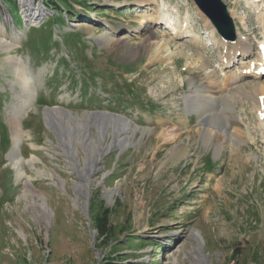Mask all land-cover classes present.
<instances>
[{
    "label": "rangeland",
    "instance_id": "obj_1",
    "mask_svg": "<svg viewBox=\"0 0 264 264\" xmlns=\"http://www.w3.org/2000/svg\"><path fill=\"white\" fill-rule=\"evenodd\" d=\"M16 1L19 7L0 0V264H194L200 244L206 264H264V117L251 92L264 84V67L250 68L261 58L264 0H223L244 18L241 27L230 13L233 42L193 0H60L73 5L61 8L62 18L42 9V0ZM163 10L187 32L160 23ZM145 28L155 34L147 43ZM17 57L37 83L20 119L21 177L8 159L10 114L24 99ZM192 82L198 94L210 87L203 94L229 99L235 141L221 135L223 123L198 125L199 114L187 113ZM54 107L81 117L120 114L152 132L138 131L133 146L105 153L89 195L80 196L83 181L47 121ZM113 131L110 125L106 143ZM77 154L84 166L87 150L79 142ZM103 212L109 231L101 237L96 221Z\"/></svg>",
    "mask_w": 264,
    "mask_h": 264
},
{
    "label": "bare ground",
    "instance_id": "obj_2",
    "mask_svg": "<svg viewBox=\"0 0 264 264\" xmlns=\"http://www.w3.org/2000/svg\"><path fill=\"white\" fill-rule=\"evenodd\" d=\"M25 1H27V0H25ZM257 1H259V0H257ZM260 1H262V0H260ZM27 3H29V1H27ZM26 6L29 7L30 5L26 4ZM258 7L259 6H257V8ZM231 12H232V15L235 19H239L241 27H242V25L244 26L245 25L243 22L244 18L238 15L237 10H232ZM258 16H259L260 22L262 23V26L264 27V5L259 9ZM157 19L159 20L160 23L166 24L167 26H170L171 28H173V31L176 30L180 34L181 33L184 34L185 32H187L186 31L187 26L185 24H183L185 26L184 29H183V25H181V27L179 29L175 28L176 26L173 23L174 22L173 15L171 13L165 11V10L159 12ZM141 21H143V20H141ZM74 25L78 26L79 24H74ZM237 27H238V32H240L241 31L240 26L237 25ZM143 34L144 35H143L142 39L145 40V42L146 41L150 42L153 39V37L155 36V34L153 32L149 31L146 28H145ZM14 36H16V35H14ZM100 38L103 39L105 37L102 35V36H100ZM234 45H235V43H234ZM5 46L8 49L11 48V46H9L7 43H5ZM228 46H229V44H228ZM262 46H264V43L260 45L261 58L258 59V62H257L258 64L256 63L257 65H253V67L255 69H258V71L263 69V67H264V54L262 53ZM231 47H233V45ZM229 49H232V48H229ZM14 64H15V68H16L17 78L22 83V90L24 93L23 94L24 99L22 101H20V103H19L21 111L20 112L17 111L13 114H10L12 133H13V147L8 154V159L10 161H12L13 166L16 169L17 177H21V176H23V174H25V169L23 167V161H22L20 154H19L20 143H21L22 136H23L20 119L30 109V107L34 103V98H35L36 93H37V83L35 81V76L30 74V72L28 70V64L23 60L22 57H17V59L14 61ZM234 78L235 79H238V78L241 79L242 77L236 75ZM212 80H214V78ZM216 83H219V82H216ZM227 83H229V82H227ZM203 85H204V83H203ZM192 87H193V91L191 92L192 95L188 93V95L185 96L187 113H190L193 111V112H197L199 114L198 125H204L206 122H210L213 125L216 123L217 124L223 123L224 129H222L220 131L221 135L222 134H223V136L229 135L230 139L232 141H235L236 137L233 133V130H230V128H229V124H231L230 123L231 117H230V114L226 113V110L230 106L229 99L227 97H225V95H222V94H217V96H212L209 94L208 95L203 94V92L208 93L209 91H211L210 87H209V90L202 91L201 94H198L197 93L198 85L195 82H192ZM212 87H213V85H212ZM215 87H216V85H215ZM223 88H226V87L223 86ZM227 88H228V86H227ZM211 89H213V88H211ZM236 92H238V91H236ZM236 92H235V94H236ZM251 92H252V94L254 93L255 96L259 97L260 102H259V104H257V106H255V108H258V105H259V112H260L259 116H260V118H263L264 117V84H261L257 88H253ZM230 96H231V94H230ZM252 97H254V96H252ZM218 104H221L222 107L219 108ZM46 117H47L48 124L52 125L58 131V134L60 136V140L63 144L64 149H65V152H66L68 158L70 160H72V161H70L71 164L73 165V167L75 168V170L79 174V177L83 181L82 183L77 184V186H76V190L80 196H88L89 195L88 188L90 186L89 184H90L91 175L96 171L97 163L103 157V155H105V153H107L111 149L114 150L115 148H118V147L121 148V150L123 151L129 146H133L135 144V141H134L135 133L138 131H142L143 134L152 132V130L150 128L140 127L137 124H135L132 120L124 117L123 115L112 114L109 112L87 113V114H85L84 117H81L80 115H78V116L75 115L70 110L63 109L61 107H54V108H49L46 110ZM71 121L74 122V124H72ZM110 125L114 127V131H113L114 140L109 144V143H106V141H105V134L108 132V127ZM93 126L97 127L96 128V131H97L96 135H93V133H92V127ZM129 131H132V135L129 134L126 137L121 138V133H127ZM204 131H205L204 136H206L207 137L206 140H208V136H207L208 130L205 129ZM209 132H211V131L209 130ZM237 134H238V132H237ZM229 137H228V139H229ZM212 138H213V135H212ZM223 139L225 140V138H223ZM78 142L80 144H82L85 147V149L87 150V158L85 159V165L84 166L80 163L79 158H78V156H79L77 154V143ZM180 149H182V148H180ZM30 162H33V160H31ZM106 194H107V196H109V198H113V196H114L113 189L106 191ZM87 204H88V201L84 200L83 207H85ZM36 207L39 209V211H42L43 216H45L46 219L50 218L48 216L47 211H46L47 209L45 210V208H46L45 206L43 207L42 205L37 204ZM193 236L197 238L198 234H196L194 232ZM193 255H194L193 257L195 259L194 264H206L207 263V255L202 254L201 244H200V247L195 248Z\"/></svg>",
    "mask_w": 264,
    "mask_h": 264
},
{
    "label": "water",
    "instance_id": "obj_3",
    "mask_svg": "<svg viewBox=\"0 0 264 264\" xmlns=\"http://www.w3.org/2000/svg\"><path fill=\"white\" fill-rule=\"evenodd\" d=\"M195 2L199 9L210 18L222 36L229 40H235V25L222 0H195Z\"/></svg>",
    "mask_w": 264,
    "mask_h": 264
},
{
    "label": "trees",
    "instance_id": "obj_4",
    "mask_svg": "<svg viewBox=\"0 0 264 264\" xmlns=\"http://www.w3.org/2000/svg\"><path fill=\"white\" fill-rule=\"evenodd\" d=\"M16 6L18 7V3L15 0ZM43 4L47 6L48 10L50 12H53L54 15L63 16L62 9L66 11H72L73 5L71 3L67 2V5L62 4L60 0H43ZM65 21V20H64ZM107 212H103L102 215L97 219V230L99 235L106 236L108 234L109 228H108V221H107ZM108 264H113L112 262H108Z\"/></svg>",
    "mask_w": 264,
    "mask_h": 264
}]
</instances>
